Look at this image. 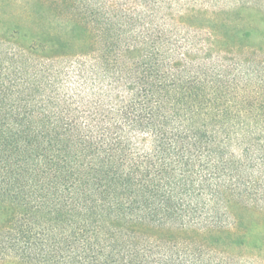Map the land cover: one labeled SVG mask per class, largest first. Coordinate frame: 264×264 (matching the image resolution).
<instances>
[{
    "label": "trees",
    "instance_id": "16d2710c",
    "mask_svg": "<svg viewBox=\"0 0 264 264\" xmlns=\"http://www.w3.org/2000/svg\"><path fill=\"white\" fill-rule=\"evenodd\" d=\"M0 264H264V0H0Z\"/></svg>",
    "mask_w": 264,
    "mask_h": 264
}]
</instances>
